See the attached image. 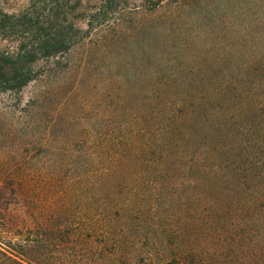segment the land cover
Masks as SVG:
<instances>
[{"label": "rangeland", "instance_id": "374dc122", "mask_svg": "<svg viewBox=\"0 0 264 264\" xmlns=\"http://www.w3.org/2000/svg\"><path fill=\"white\" fill-rule=\"evenodd\" d=\"M185 1L193 7L192 12L183 13L185 22L180 25L193 31L191 37L184 34L191 41L187 51L201 52L203 65L217 63L220 56L230 61L235 48H251L250 43L243 45L237 39L251 36L248 33L253 29L248 24L255 17L264 18V0ZM36 3L33 11L39 18L66 17L80 30L72 31L77 42L65 55L73 61L71 69L64 55L38 58L27 85L0 89V226L15 227L44 215L59 216L58 223L72 225L110 217L118 234L123 232L125 240L134 239L133 222H125L119 230L120 212L133 213L135 199L147 196L159 204L168 194H175L176 205L183 211L186 208V213L190 204L203 202L199 211L205 218L210 205L221 209L217 214L225 217L226 230H218L225 247H232L234 252L225 251L233 260L250 262L248 252L259 251L258 247L264 257V113L259 118L251 112L234 118L231 137L237 174L223 185L229 190L216 191L210 197L201 193V184L193 190L182 180L172 193L173 187L155 172L156 158L149 148L155 132L151 114L135 117L137 108L149 109V94L143 99L141 93L131 92L135 102L132 108L120 109L118 124V23L123 33L148 42L153 0ZM29 5V0H0V8L9 13ZM140 21L142 28H129ZM22 35L19 30L11 31L0 40V47L14 50ZM138 46L127 50L129 62L132 54L145 57L136 52ZM124 84L131 87L130 82ZM143 84L147 86L149 81ZM118 135L135 152L131 163L118 155ZM98 213L102 215L97 217ZM160 249L156 248L158 257L163 258L166 254L161 255Z\"/></svg>", "mask_w": 264, "mask_h": 264}, {"label": "trees", "instance_id": "16d2710c", "mask_svg": "<svg viewBox=\"0 0 264 264\" xmlns=\"http://www.w3.org/2000/svg\"><path fill=\"white\" fill-rule=\"evenodd\" d=\"M29 3L17 13L0 8V40L11 31L23 34L16 39L14 50L0 47L2 90L27 85L33 79L38 58L64 55L69 69L73 66L65 55L77 42L72 31L80 28L66 17L41 19L33 11L36 0ZM192 11L185 0H153L148 13V42L123 33L118 23V124L120 109L132 108L135 102L131 92L141 93L143 99L148 93L149 109L137 108L135 117L139 119L148 111L151 114L155 132L149 148L156 158V174L173 187L172 193L183 180L193 190L201 184V193L212 197L216 191L229 190L223 185L237 174L231 137L235 116L251 112L259 118L264 113V18L255 17L248 24L253 29L248 33L251 36L237 39L243 45L250 43L251 48H235L230 61L220 56L217 63L203 65L201 52L187 51L191 43L187 37L193 31L180 26L185 22L183 13ZM253 11L259 12L255 8ZM143 26L140 21L129 28ZM131 46H138L136 52L145 53V57L132 54L129 62L127 50ZM144 80L149 81L147 86ZM123 81L130 82L131 87L125 88ZM129 146L127 139L118 135V155L131 163L135 152ZM174 196L168 194L159 204L145 196L133 201L137 208L133 213L120 212L119 230L125 222H133L134 239L125 240L123 232L118 234L110 217L72 225L58 223L59 216L44 215L23 225L0 226V264H264L259 247V251L254 248L248 252L250 262L246 263L233 260L225 251L233 250L225 247L219 234V227L226 230L225 217L217 214L221 209L210 205L209 217L205 218L199 211L205 206L203 202L190 204L186 213V208L183 211L176 205ZM157 247L161 255L166 254L163 258L158 257Z\"/></svg>", "mask_w": 264, "mask_h": 264}]
</instances>
